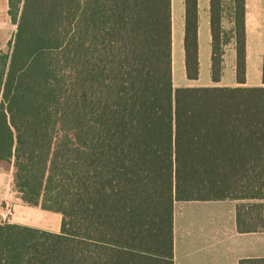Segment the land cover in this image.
<instances>
[{"label":"trees","instance_id":"trees-1","mask_svg":"<svg viewBox=\"0 0 264 264\" xmlns=\"http://www.w3.org/2000/svg\"><path fill=\"white\" fill-rule=\"evenodd\" d=\"M7 4L16 31L0 53V163H12L21 201L61 226L0 224V264H173L175 202L242 201L238 233L264 228V61L262 86H242L245 0L209 3L211 80L233 38L240 86L181 88L171 0ZM184 7L196 80L197 0Z\"/></svg>","mask_w":264,"mask_h":264},{"label":"crops","instance_id":"crops-1","mask_svg":"<svg viewBox=\"0 0 264 264\" xmlns=\"http://www.w3.org/2000/svg\"><path fill=\"white\" fill-rule=\"evenodd\" d=\"M227 1V0H224ZM210 0H197L198 78L188 80L184 68V0H171L172 46L176 44V64L172 61V83L181 87H237L233 38L223 46L221 77L213 82L211 67ZM225 23V22H224ZM246 74L245 87L262 86L264 61V0H245ZM174 47H172V54ZM176 80V82H175ZM12 181L0 164V219L12 206ZM21 200V199H20ZM242 201L175 202L173 208V264H238L241 259L264 258V230L238 233L236 205ZM258 202V201H255ZM264 202V201H262ZM14 206L12 224L58 233L61 215L40 207Z\"/></svg>","mask_w":264,"mask_h":264},{"label":"rangeland","instance_id":"rangeland-1","mask_svg":"<svg viewBox=\"0 0 264 264\" xmlns=\"http://www.w3.org/2000/svg\"><path fill=\"white\" fill-rule=\"evenodd\" d=\"M7 10H8L7 0H0V53L7 51L8 43L11 41V39H12V37L16 31V26L11 21L10 17L8 16ZM225 28H226L225 30H227L229 28L227 22H225ZM228 37H229V34L224 36L225 39H228ZM172 47H174V53L173 54L171 53L172 61H173V65H174V64H176V44ZM172 80H173V78H172ZM175 82H176V80H175ZM0 164L4 168V170L9 171L10 178L12 181V193H10L11 194V200H12L11 201L12 206H6L9 209H11V215L5 216V217H3V219H0V224H12L15 220V217H14L15 214H14L13 207L15 205L21 206L20 204H22V205H26V204L20 200L19 194L15 191V189L13 187L14 168H13L12 163L1 162ZM5 208L2 212V214H4ZM263 230H264V228H263ZM218 262H219V260L215 259L214 264H218Z\"/></svg>","mask_w":264,"mask_h":264},{"label":"built area","instance_id":"built-area-1","mask_svg":"<svg viewBox=\"0 0 264 264\" xmlns=\"http://www.w3.org/2000/svg\"><path fill=\"white\" fill-rule=\"evenodd\" d=\"M8 215H11V209H9L8 207H6L4 214H2V217L8 216Z\"/></svg>","mask_w":264,"mask_h":264}]
</instances>
